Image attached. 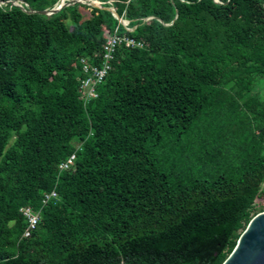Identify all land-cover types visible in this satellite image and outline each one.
Returning <instances> with one entry per match:
<instances>
[{
	"label": "trees",
	"instance_id": "1",
	"mask_svg": "<svg viewBox=\"0 0 264 264\" xmlns=\"http://www.w3.org/2000/svg\"><path fill=\"white\" fill-rule=\"evenodd\" d=\"M97 1L128 29L86 3H0V264H220L264 210V0ZM115 28L141 45L83 102L80 59L99 65Z\"/></svg>",
	"mask_w": 264,
	"mask_h": 264
},
{
	"label": "water",
	"instance_id": "2",
	"mask_svg": "<svg viewBox=\"0 0 264 264\" xmlns=\"http://www.w3.org/2000/svg\"><path fill=\"white\" fill-rule=\"evenodd\" d=\"M215 1V0H214ZM8 2L17 5L27 12L38 14H51L61 7L72 3H86L90 6L103 8L125 26L127 21L119 16L111 5L102 6L97 0H57L51 7L39 10L31 9L21 0H0V3ZM22 3V4H21ZM175 14L173 15L174 18ZM147 16L143 19H147ZM220 264H264V210L254 213L239 232L234 245L220 262Z\"/></svg>",
	"mask_w": 264,
	"mask_h": 264
},
{
	"label": "built area",
	"instance_id": "3",
	"mask_svg": "<svg viewBox=\"0 0 264 264\" xmlns=\"http://www.w3.org/2000/svg\"><path fill=\"white\" fill-rule=\"evenodd\" d=\"M124 27L128 29L126 25ZM118 44H123L124 46H140L141 41L125 34H120L115 28L103 36V42L100 48L99 65L87 62L82 58L80 59V67L84 76L78 83L77 92L83 102L95 96L94 87L107 71L112 52ZM72 159L73 154L71 153L58 163V169L62 170L68 168ZM54 196V190L45 191L42 193L40 203L44 204L49 198ZM18 211L24 219V225L20 236H28L38 220V212L32 210L29 206H19Z\"/></svg>",
	"mask_w": 264,
	"mask_h": 264
},
{
	"label": "rangeland",
	"instance_id": "4",
	"mask_svg": "<svg viewBox=\"0 0 264 264\" xmlns=\"http://www.w3.org/2000/svg\"><path fill=\"white\" fill-rule=\"evenodd\" d=\"M84 15H86V12ZM253 90L256 95L264 102V77H259L255 81Z\"/></svg>",
	"mask_w": 264,
	"mask_h": 264
}]
</instances>
